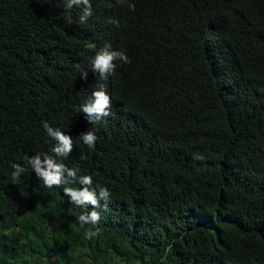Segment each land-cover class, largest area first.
I'll use <instances>...</instances> for the list:
<instances>
[{"label":"trees","instance_id":"1","mask_svg":"<svg viewBox=\"0 0 264 264\" xmlns=\"http://www.w3.org/2000/svg\"><path fill=\"white\" fill-rule=\"evenodd\" d=\"M90 4L81 24L64 0H0V264H264V0ZM106 44L130 62L101 79ZM101 85L109 115L89 124ZM43 122L72 138L57 161L110 193L92 239V206L63 191L80 186L27 164L55 156Z\"/></svg>","mask_w":264,"mask_h":264},{"label":"clouds","instance_id":"2","mask_svg":"<svg viewBox=\"0 0 264 264\" xmlns=\"http://www.w3.org/2000/svg\"><path fill=\"white\" fill-rule=\"evenodd\" d=\"M64 6L71 9L76 6L80 9L81 14L78 20L81 24L85 23L92 14L90 0H64ZM131 8L132 5H129ZM66 23L71 24V16L66 17ZM89 48H94V44H89ZM120 61L121 63H129V58L122 50H112L109 45H105L100 48L91 59V66L93 71L100 74L103 79L104 74L110 75L114 68L117 66L114 61ZM83 75V73H81ZM109 96L104 90L103 86H99L97 90H94L90 97L87 98L82 104L79 105L78 111L83 114L84 120L89 124H97L102 118L109 115ZM46 135L55 141L52 152L55 156H50L45 153H40L31 158H26L27 164L30 166L35 176L42 181L43 185L47 188H51L61 183L64 184H78L80 187H64V194L70 198V202L75 206L83 208L86 204L92 206V211L87 214L83 212L78 215L77 221L81 228L85 225H91L92 228H85L84 238L86 240L92 239L97 236V231L93 230L100 220L99 213L95 210L97 206V195L102 200H107L110 193L102 187L97 186L96 189L91 187L92 177L90 175H79L76 168H68L63 163L57 161V157L66 158L68 153L71 152L73 144L72 138L62 133L59 128L51 127L47 122L42 123ZM83 144L89 148L93 147L97 136L93 131H86L79 136ZM43 156V160H41ZM195 159H203L202 156L196 155ZM10 178L13 183H16V177L25 171L24 167L20 164H11ZM169 245V249H170Z\"/></svg>","mask_w":264,"mask_h":264}]
</instances>
